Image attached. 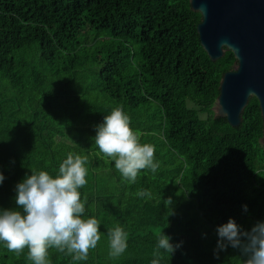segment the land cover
<instances>
[{"label":"trees","instance_id":"trees-1","mask_svg":"<svg viewBox=\"0 0 264 264\" xmlns=\"http://www.w3.org/2000/svg\"><path fill=\"white\" fill-rule=\"evenodd\" d=\"M191 0H0V210H16V185L53 177L68 153L87 158L83 218L100 221L87 260L48 250L50 264H151L162 231L180 247L159 264H242L217 248L231 218L244 231L264 222V122L252 96L238 127L217 116L232 51L214 61ZM154 146L156 173L129 183L95 145L113 108ZM139 190L150 197L137 196ZM171 199L166 205L165 200ZM127 232L109 256L108 230ZM0 264H32L0 242Z\"/></svg>","mask_w":264,"mask_h":264},{"label":"clouds","instance_id":"clouds-1","mask_svg":"<svg viewBox=\"0 0 264 264\" xmlns=\"http://www.w3.org/2000/svg\"><path fill=\"white\" fill-rule=\"evenodd\" d=\"M224 45L222 44L221 47ZM99 151L111 161L115 169L129 183H135L141 170L156 173L159 164L154 159L155 148L141 143L139 135L130 127V118L116 107L96 126L94 137ZM87 158L68 153L53 177L46 171L31 172L16 185V210H0V242L19 256L27 249L32 264H50L48 250L71 256L73 261H84L90 249L101 239L100 221L83 218L85 202L79 189L87 184ZM4 176L0 173V182ZM137 196L150 197L139 190ZM166 205L171 199L165 200ZM109 256L117 258L127 249V232L119 225L108 230ZM217 248H239L246 257L242 264H264V222L244 231L233 219L217 228ZM162 231L153 250L151 264H159L161 250L169 257L180 247L170 242Z\"/></svg>","mask_w":264,"mask_h":264},{"label":"water","instance_id":"water-1","mask_svg":"<svg viewBox=\"0 0 264 264\" xmlns=\"http://www.w3.org/2000/svg\"><path fill=\"white\" fill-rule=\"evenodd\" d=\"M191 6L202 14L198 32L210 57L216 61L228 49L238 61L222 75L217 116L238 127L249 99L257 96L264 122V0H191Z\"/></svg>","mask_w":264,"mask_h":264}]
</instances>
